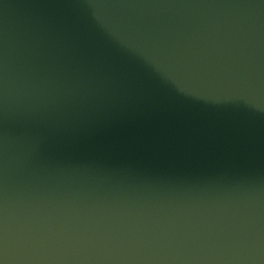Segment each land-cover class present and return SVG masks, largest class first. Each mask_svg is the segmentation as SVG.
Here are the masks:
<instances>
[{"label":"water","instance_id":"water-1","mask_svg":"<svg viewBox=\"0 0 264 264\" xmlns=\"http://www.w3.org/2000/svg\"><path fill=\"white\" fill-rule=\"evenodd\" d=\"M0 264H264V0H0Z\"/></svg>","mask_w":264,"mask_h":264}]
</instances>
